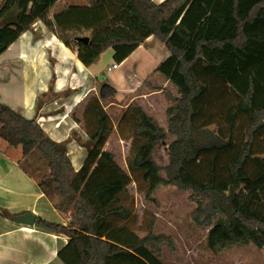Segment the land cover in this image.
I'll return each instance as SVG.
<instances>
[{
  "label": "trees",
  "instance_id": "1",
  "mask_svg": "<svg viewBox=\"0 0 264 264\" xmlns=\"http://www.w3.org/2000/svg\"><path fill=\"white\" fill-rule=\"evenodd\" d=\"M61 1L0 0V54L41 21L86 66L111 47L110 71L153 36L170 55L143 84L151 92L164 90L148 83L159 74L176 94L168 92L173 104L165 110L166 131L139 105L123 110L116 130L131 142L128 172L104 148L115 130L102 104L115 102L112 85H100L82 118L71 114L87 135L78 170L67 141L53 140L36 118L0 101V138L20 147L22 158L39 152L48 172L37 179L38 187L51 200L58 196L56 209L71 211L68 224L40 216L35 221L68 237L57 257L64 264H163L162 243L171 249L174 243L153 231L154 220L141 237L121 225L131 217L121 196L135 180L143 183L145 200L161 184L189 191L195 204L189 218L208 229L213 253L233 245L264 248V96L257 101L261 84L255 76L256 60L264 55V0H84L85 7L68 5L53 17ZM70 12H78L72 21L65 18ZM83 32H89L88 42L78 40ZM166 135L174 139L162 167L153 152ZM0 215L16 216L1 206Z\"/></svg>",
  "mask_w": 264,
  "mask_h": 264
},
{
  "label": "crops",
  "instance_id": "2",
  "mask_svg": "<svg viewBox=\"0 0 264 264\" xmlns=\"http://www.w3.org/2000/svg\"><path fill=\"white\" fill-rule=\"evenodd\" d=\"M84 3L82 0L76 6L85 7ZM60 4L62 9L53 12ZM68 5L66 0L57 3L52 9V16L62 13ZM47 34H38L33 29L25 31L0 54V101L18 110L25 118H36L53 140L67 141L71 164L74 170H78L87 155L81 143L87 140V135L71 117L73 110L96 88L97 80L115 87L116 97L126 86L122 98L129 96L138 87L137 83L143 82L170 53L151 36L119 66L107 71V67L114 63L111 47L103 51L97 61L86 66L78 58L77 51L66 46L48 28ZM122 65H128L126 72ZM130 68L135 73L131 80ZM255 76L260 84H264V55L256 60ZM159 83L158 79L152 82ZM161 84L162 88L168 85L166 80H162ZM51 91L53 95L50 97ZM162 92V89L145 91L143 95ZM6 145L0 141V206L16 216L26 212L35 214L36 218L40 216L49 221L70 223L71 211L63 212L53 206L54 201L38 187L35 172L32 174L25 166L22 167L21 160L26 158ZM15 217L0 215V264H64L57 257V252L67 243L65 234L45 231L36 227L35 223L17 222ZM121 225L135 232L129 219Z\"/></svg>",
  "mask_w": 264,
  "mask_h": 264
},
{
  "label": "rangeland",
  "instance_id": "3",
  "mask_svg": "<svg viewBox=\"0 0 264 264\" xmlns=\"http://www.w3.org/2000/svg\"><path fill=\"white\" fill-rule=\"evenodd\" d=\"M66 1L69 5L76 6L78 5L76 3L82 0ZM61 9L62 5L60 4L53 9V12L60 11ZM77 13L71 14L70 12L65 18L69 19L74 14L76 16ZM35 23L32 26L35 32L42 35L47 34V27L43 22L38 21L36 24ZM57 25L60 26L65 24L57 22ZM86 33L89 35V32ZM87 35L84 34L83 36ZM51 61H54V59H51ZM127 64L129 65L130 63ZM128 65H125V67L122 65L125 72L127 71ZM153 70L154 69H152V71ZM129 76L130 80L135 76L131 68ZM149 76L147 78H149ZM157 79L160 83L156 85L161 86L164 78L159 74L151 76V78L148 79V83L152 84V82ZM101 84L102 83L97 80L96 88L73 110V113L79 118H82V113L87 102L94 96H98ZM168 85L163 88L164 92L148 96L145 94L143 95V93H145V91H150V89L141 81L139 84L137 83L136 86L138 87H135L133 92L129 93V96L122 98V92L126 91V86H124L119 91L118 97L115 96L114 103L109 104L108 100L102 101L103 107L110 115L115 128L109 135L104 148L112 154L115 162L126 172H128L127 161L131 154V142L130 140L122 139L116 130L119 117L128 104L139 105L143 107L148 114L151 113V115H149L157 121L164 131H166L167 117L165 110L168 106L173 104L168 92L174 95L176 94L174 87L169 85L171 86L170 88ZM52 95L53 93L51 91L48 96L51 97ZM263 96L264 84H261L257 101ZM125 133L126 135L128 134V128L125 129ZM173 139V136L166 135V138L157 144L153 152V158L159 166L163 167L167 164V146ZM0 141L3 142V144H7L1 138ZM6 146L10 145L7 144ZM11 148H15L16 151L21 152L20 147L11 146ZM35 153L39 152L34 150L30 157L21 160V164L25 166L27 170L31 171L32 174L35 172V175L39 178L43 174H46L47 167L45 160ZM37 170H39L38 173H36ZM160 174L163 177L165 176L163 170ZM143 187L144 185L140 180L132 181L121 196V201L131 210L129 221L131 222L132 228L139 236H143L146 233L149 223L154 220L153 231L172 238L174 249H171L166 242L161 245V261L163 264H264V248L259 249L253 245H233L218 254L213 253L208 247L206 240L208 229L192 223L189 218V213L195 207V204L189 200V191L180 190L173 185L161 184L151 194L150 200H145L144 194L141 191ZM58 200V196L54 194L53 201L57 202ZM220 219L217 218L215 221Z\"/></svg>",
  "mask_w": 264,
  "mask_h": 264
},
{
  "label": "water",
  "instance_id": "4",
  "mask_svg": "<svg viewBox=\"0 0 264 264\" xmlns=\"http://www.w3.org/2000/svg\"><path fill=\"white\" fill-rule=\"evenodd\" d=\"M78 40L88 42L89 37L88 36H80V37H78ZM102 77L103 76H100V78H102ZM14 220L17 222L33 225L36 221V215L33 213H25V214H21V215L16 216L14 218Z\"/></svg>",
  "mask_w": 264,
  "mask_h": 264
},
{
  "label": "bare ground",
  "instance_id": "5",
  "mask_svg": "<svg viewBox=\"0 0 264 264\" xmlns=\"http://www.w3.org/2000/svg\"><path fill=\"white\" fill-rule=\"evenodd\" d=\"M117 65H118V64H116L114 68H116V67H117Z\"/></svg>",
  "mask_w": 264,
  "mask_h": 264
},
{
  "label": "built area",
  "instance_id": "6",
  "mask_svg": "<svg viewBox=\"0 0 264 264\" xmlns=\"http://www.w3.org/2000/svg\"><path fill=\"white\" fill-rule=\"evenodd\" d=\"M114 67H115V65H114Z\"/></svg>",
  "mask_w": 264,
  "mask_h": 264
}]
</instances>
